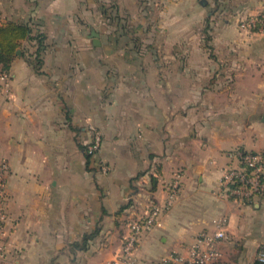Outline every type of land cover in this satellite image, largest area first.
<instances>
[{"label": "crops", "instance_id": "0c3cea01", "mask_svg": "<svg viewBox=\"0 0 264 264\" xmlns=\"http://www.w3.org/2000/svg\"><path fill=\"white\" fill-rule=\"evenodd\" d=\"M261 12L264 0H0V24L47 36L40 72L24 40L0 82V264H108L154 205L162 224L133 264L185 251L221 217L220 264H253L264 192L240 204L220 178L239 165L230 152L264 153V32L241 26Z\"/></svg>", "mask_w": 264, "mask_h": 264}, {"label": "built area", "instance_id": "2783aa9c", "mask_svg": "<svg viewBox=\"0 0 264 264\" xmlns=\"http://www.w3.org/2000/svg\"><path fill=\"white\" fill-rule=\"evenodd\" d=\"M242 27H258L257 31L264 32V12L259 18L250 17L242 20ZM0 82L8 86L10 82L9 72L0 71ZM100 134H95L93 140L88 144V151L95 153L101 146ZM230 157L236 158L239 165L226 168L220 178V185L225 196L234 199L240 204L252 201L256 196L264 192V153L238 149L229 153ZM107 171L106 166H102ZM182 172L177 171L170 183L167 207L171 206L177 198L181 188ZM5 182L0 183V257L4 254V246L1 242L3 225L7 219L4 207ZM161 208L152 206L149 212L129 223V231L125 236L123 255L108 262V264H133L135 262L134 252L138 246L140 236L143 232L154 226H160ZM225 217L214 221V229L200 232L189 247L183 252L172 251L166 253L160 264H220L223 258L221 242L227 237ZM257 259L264 262V243L260 244L257 251Z\"/></svg>", "mask_w": 264, "mask_h": 264}, {"label": "trees", "instance_id": "16d2710c", "mask_svg": "<svg viewBox=\"0 0 264 264\" xmlns=\"http://www.w3.org/2000/svg\"><path fill=\"white\" fill-rule=\"evenodd\" d=\"M259 18V15L257 16ZM257 30L258 27H252ZM46 35L38 33L33 35L32 27L24 22L9 21L0 24V71L9 72L14 59L17 57V50L24 40L34 42L35 50L27 56L28 62L38 73L43 65V49L45 47ZM87 163L91 162L92 156L96 153L88 151V144L85 147ZM253 264H264L256 259Z\"/></svg>", "mask_w": 264, "mask_h": 264}, {"label": "water", "instance_id": "95a60500", "mask_svg": "<svg viewBox=\"0 0 264 264\" xmlns=\"http://www.w3.org/2000/svg\"><path fill=\"white\" fill-rule=\"evenodd\" d=\"M91 37L94 39L95 42L99 43V33L93 30ZM19 52V51H18Z\"/></svg>", "mask_w": 264, "mask_h": 264}, {"label": "rangeland", "instance_id": "374dc122", "mask_svg": "<svg viewBox=\"0 0 264 264\" xmlns=\"http://www.w3.org/2000/svg\"><path fill=\"white\" fill-rule=\"evenodd\" d=\"M261 13H263V12H261ZM261 13H260V14H261ZM4 85H5V84H4ZM5 87H6V88H9V87H10V82H9L8 86H5ZM178 195H179V194H178ZM177 197H178V196H177ZM174 201H175V200H174ZM6 220H7V219H6ZM3 233H4V232H3V230H2V235H3Z\"/></svg>", "mask_w": 264, "mask_h": 264}]
</instances>
